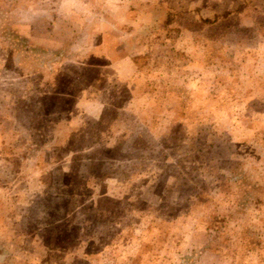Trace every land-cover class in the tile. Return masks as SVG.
Instances as JSON below:
<instances>
[{
  "label": "rangeland",
  "instance_id": "1",
  "mask_svg": "<svg viewBox=\"0 0 264 264\" xmlns=\"http://www.w3.org/2000/svg\"><path fill=\"white\" fill-rule=\"evenodd\" d=\"M0 264H264V0H0Z\"/></svg>",
  "mask_w": 264,
  "mask_h": 264
}]
</instances>
